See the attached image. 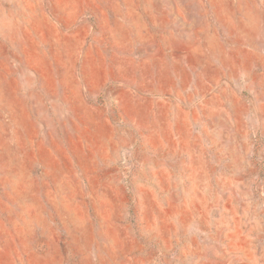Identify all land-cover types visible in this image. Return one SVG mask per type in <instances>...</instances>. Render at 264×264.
I'll return each instance as SVG.
<instances>
[{"label":"rangeland","instance_id":"1","mask_svg":"<svg viewBox=\"0 0 264 264\" xmlns=\"http://www.w3.org/2000/svg\"><path fill=\"white\" fill-rule=\"evenodd\" d=\"M0 264H264V0H0Z\"/></svg>","mask_w":264,"mask_h":264}]
</instances>
